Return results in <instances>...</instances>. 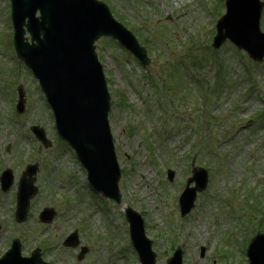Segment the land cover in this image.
I'll list each match as a JSON object with an SVG mask.
<instances>
[{
  "label": "rangeland",
  "instance_id": "374dc122",
  "mask_svg": "<svg viewBox=\"0 0 264 264\" xmlns=\"http://www.w3.org/2000/svg\"><path fill=\"white\" fill-rule=\"evenodd\" d=\"M100 1L150 58L143 68L116 43L102 39L95 44L111 96L108 121L121 172L118 205L92 193L74 153L57 141L37 81L14 55L10 2L0 0V170L9 168L14 175L10 190L0 191V257L18 239L23 257L39 248L50 264H140L124 218L129 207L141 215L156 264H165L176 247L182 250V264H247L246 247L259 223L258 232L264 233V62L253 64L225 43L216 52L227 64L229 84L213 93L207 104L206 91L196 87L194 79L185 91L152 89L145 75L162 84L168 72L160 66L167 52L183 56L210 46L224 0ZM212 72L213 65L206 63L204 79L195 80L206 81ZM17 85L26 91L21 117L15 113ZM116 93L124 96V107L112 106ZM31 125L44 129L52 148H39ZM200 125L210 147L199 157ZM7 147L9 154L4 151ZM194 156L195 165L208 171V186L197 195L190 214L180 218L178 199L191 177ZM32 163L38 164V195L31 201L26 223L18 225L16 184L24 167ZM167 170L174 172L171 182ZM45 207L56 211L50 225L37 220ZM74 230L81 246L88 248L81 261L79 248L62 246Z\"/></svg>",
  "mask_w": 264,
  "mask_h": 264
},
{
  "label": "water",
  "instance_id": "95a60500",
  "mask_svg": "<svg viewBox=\"0 0 264 264\" xmlns=\"http://www.w3.org/2000/svg\"><path fill=\"white\" fill-rule=\"evenodd\" d=\"M263 6L264 3L257 0H227L226 14L216 26L213 47L217 49L229 39L254 61L261 62L264 35L260 33L259 19ZM37 11L39 18H35ZM25 19H28L26 25ZM12 20L17 57L39 81L54 113L58 136L75 150L88 172L91 187L118 202L119 171L107 124L109 96L93 43L102 36L111 37L144 66L149 63L145 50L139 47L131 33L113 20L106 6L96 0H12ZM24 26L31 35V45L25 42ZM22 97L23 94H19V112L24 105ZM33 131L48 145L43 140L42 130L35 128ZM36 171V166L28 167L20 179L18 222L26 219L29 200L37 192L33 186ZM191 182H196L195 188L186 187L179 201L181 216L193 208L196 192L204 191L206 172L198 169L188 184ZM11 183L8 173L3 190L6 191ZM127 213L131 242L141 263L155 264L151 243L144 237L140 217L130 211ZM76 244V235L73 234L66 245ZM19 252L18 241H14L0 264H43L38 251L30 259H22ZM179 255L177 250L168 264H181ZM247 256L249 264H264V235L252 239Z\"/></svg>",
  "mask_w": 264,
  "mask_h": 264
},
{
  "label": "trees",
  "instance_id": "16d2710c",
  "mask_svg": "<svg viewBox=\"0 0 264 264\" xmlns=\"http://www.w3.org/2000/svg\"><path fill=\"white\" fill-rule=\"evenodd\" d=\"M196 52L188 55L185 60L180 62L172 59H170L169 62H164V64L166 65L165 70L168 72V78L163 82V84L167 85V88L165 89L166 91L175 92L176 88L185 91L184 87L188 85L187 77L190 74H195L197 77L199 70L203 67V64L205 62H208L209 59V61L214 66V77L208 83L218 87L221 85H225L227 80L225 79V76H227V67L225 65V62L221 59H218L219 57H215V60L213 58L214 56H212V54H214V52L212 51L206 54L207 56H209L208 60L205 57L198 56V53ZM120 104L121 106H123L124 102H122L121 100Z\"/></svg>",
  "mask_w": 264,
  "mask_h": 264
}]
</instances>
